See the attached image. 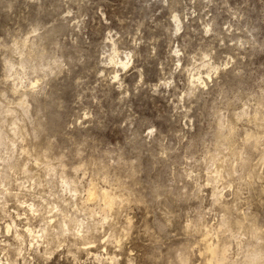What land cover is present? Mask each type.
<instances>
[{
	"label": "rangeland",
	"instance_id": "rangeland-1",
	"mask_svg": "<svg viewBox=\"0 0 264 264\" xmlns=\"http://www.w3.org/2000/svg\"><path fill=\"white\" fill-rule=\"evenodd\" d=\"M0 264H264V0H0Z\"/></svg>",
	"mask_w": 264,
	"mask_h": 264
},
{
	"label": "bare ground",
	"instance_id": "bare-ground-1",
	"mask_svg": "<svg viewBox=\"0 0 264 264\" xmlns=\"http://www.w3.org/2000/svg\"><path fill=\"white\" fill-rule=\"evenodd\" d=\"M91 196H92V195H91ZM91 196H90V197H91ZM106 200H107V199H106ZM108 202H110V201H109V200H107V202H106V203L108 204ZM107 204H106V205H107Z\"/></svg>",
	"mask_w": 264,
	"mask_h": 264
}]
</instances>
